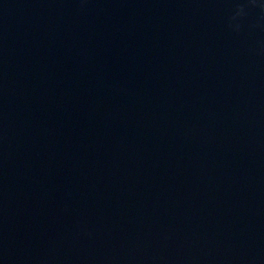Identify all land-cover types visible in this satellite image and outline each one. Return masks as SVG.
<instances>
[{
    "label": "water",
    "instance_id": "water-1",
    "mask_svg": "<svg viewBox=\"0 0 264 264\" xmlns=\"http://www.w3.org/2000/svg\"><path fill=\"white\" fill-rule=\"evenodd\" d=\"M260 5L0 0V264H264Z\"/></svg>",
    "mask_w": 264,
    "mask_h": 264
},
{
    "label": "clouds",
    "instance_id": "clouds-1",
    "mask_svg": "<svg viewBox=\"0 0 264 264\" xmlns=\"http://www.w3.org/2000/svg\"><path fill=\"white\" fill-rule=\"evenodd\" d=\"M249 3H251L253 6H255V0H249ZM261 10H264V5H260ZM244 13V9L242 6H238L235 15L232 17V19H235L237 16H242ZM238 27V26H237Z\"/></svg>",
    "mask_w": 264,
    "mask_h": 264
}]
</instances>
